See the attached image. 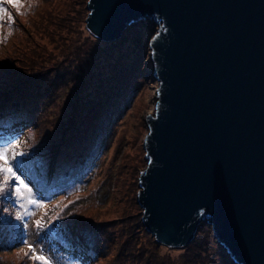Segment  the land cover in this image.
Listing matches in <instances>:
<instances>
[{
	"label": "water",
	"instance_id": "95a60500",
	"mask_svg": "<svg viewBox=\"0 0 264 264\" xmlns=\"http://www.w3.org/2000/svg\"><path fill=\"white\" fill-rule=\"evenodd\" d=\"M87 31L149 41L155 111L145 118L137 204L158 244L211 228L233 264H264V0H88Z\"/></svg>",
	"mask_w": 264,
	"mask_h": 264
},
{
	"label": "rangeland",
	"instance_id": "374dc122",
	"mask_svg": "<svg viewBox=\"0 0 264 264\" xmlns=\"http://www.w3.org/2000/svg\"><path fill=\"white\" fill-rule=\"evenodd\" d=\"M23 2L21 12L24 14H18L15 8L5 6L14 17L11 35L7 17L0 27V109L4 102L3 106L9 105L7 100L11 96L6 97L7 99L4 96L13 95L23 99L32 93L36 96L40 89V93L49 92L44 95L39 93L32 99L30 111L33 109L31 112L34 114L31 121L35 125L22 130L18 138L22 149L27 152V156L21 159L26 162L24 171L32 177L34 188L39 186L41 180L46 179L51 164L60 171L61 161H65L67 168L60 173L63 188L55 191L49 199H40L45 208L33 209L35 215L28 220L27 230L14 220L17 209L11 194L0 197V211L6 215L4 220H0V264H33L29 256L25 255L28 248L21 243L25 239L43 247L55 258L57 264H128L124 254H118L122 247L131 264H154L150 259L153 255L156 264H233L221 252L211 228L205 223L204 229L200 232L197 230L187 246L178 249L158 244L143 226V210L137 204V193L139 175L147 163L143 148L148 134L145 118L155 111L158 87L152 77L149 49V41L155 34L157 25L153 22L135 23L124 31L122 36L127 35L122 40L100 42L98 39V45L94 41L97 38L85 26L89 12L86 7L88 0ZM132 41L145 47L143 59L137 67L129 56ZM100 48L103 49L104 58L108 57L103 64L104 69H109V72L100 74L106 84L110 82L106 85L108 90L117 87L113 78L121 72L124 79L132 66L138 68V74L135 75L137 78L131 80L132 86L126 90L118 107L104 106L105 99L115 102L107 92L100 98L88 93L85 94L86 102H90L78 111L75 108L76 98L82 95L81 89L85 90L91 81H95L94 75L99 70L89 73L87 80H83V85L80 72ZM28 57L33 59L36 66L26 61ZM63 58L70 62L64 64V61L62 64L69 68L76 67L80 71H77V77L73 76L72 80L64 79L68 74L74 75L69 73V68L64 67L62 72H52L40 82H31L35 89H27L25 86L15 88L23 79H28L25 77L26 66H34L29 70L33 73L37 69L51 68ZM11 60L15 63L14 71H11ZM4 68H9L6 74L2 73ZM85 69L86 72L89 71L86 67ZM55 73L66 75L60 78ZM16 74H22V78L15 82ZM56 87L63 89L60 97L53 92ZM6 92L8 93L5 94ZM5 112L10 113V110L6 109ZM87 113L100 125L108 124L109 127L99 151L93 145L98 143L97 136L100 132L95 129L93 120L86 117ZM101 128L105 129V126ZM79 137L83 140L81 148ZM3 145L0 142V146ZM69 152L71 153L68 155ZM134 160H142L143 164ZM135 165L139 167L136 169ZM61 208L64 209L63 218L51 223L50 230L37 232L35 220L50 222ZM2 225L5 226L3 232ZM107 232L110 234L108 237L104 236ZM83 233H94L99 237L94 239L99 246L91 258L93 260L86 263L80 258L71 257L64 247L68 242L76 244Z\"/></svg>",
	"mask_w": 264,
	"mask_h": 264
},
{
	"label": "trees",
	"instance_id": "16d2710c",
	"mask_svg": "<svg viewBox=\"0 0 264 264\" xmlns=\"http://www.w3.org/2000/svg\"><path fill=\"white\" fill-rule=\"evenodd\" d=\"M143 23L144 24H151L152 22H150L149 20L139 22V24H143ZM126 35L121 36L120 37L121 40L123 39V37H126ZM96 40H94V41L99 45L100 44L98 42L99 40L98 39H96ZM100 42H101V40H100ZM132 42L133 43H131L130 52H129V56L131 58L130 57L129 58L131 60H133V64L137 67V66H140V62L143 59L145 47L139 42H136V41L135 42L132 41ZM110 44H112V43H110ZM122 54L123 53H121V55ZM104 55L105 54L103 53V49H101V48L99 50H97L92 55L91 60L89 62L85 63V67L87 69H89L88 72H86L85 67L83 68L82 72L78 71V69L76 67H73V66H72L73 68L67 67V65H64V64H66L67 62H70V61L68 60L66 62L65 61L66 58H63L57 65L52 66L51 68L42 69V70L37 69V70L33 71V73L29 72V70L34 68V66H26L27 69L25 70L26 71L25 77H28V79H26V80L23 79L21 82H19L17 85H15V88L20 86V89H21V87L25 86L27 89H29V88L35 89V87H33L31 85V82L32 83L40 82V80L50 76L52 72H57V71L62 72L64 67L69 68L68 69V70H70L69 73H74V75L68 74L67 78H64V79L72 80L73 79L72 77L73 76L77 77V73L80 72V73H82L81 77H82V85H83V82H84L83 80H87L86 77L88 76L89 73H93V72L99 70L97 72V75H94L95 81H91V79L88 78L91 81L90 84L88 85V87L85 90L81 89L82 95L79 98H76L77 103H76L75 108L79 111L82 108H84L90 102V100H88L86 102L87 97H85V94H88V93L92 94L93 93L92 96L100 98V97L105 96L106 92H107L106 94H109L111 96V98L114 99L115 102H111V100L108 101L107 99H105L106 103L104 106L115 105L116 107H118L117 104L121 103L122 97L125 96V93L132 86L131 80L133 78H137V77H135V75L138 74V68H134L133 66L130 67L131 70L126 75V77H124V79L122 77L123 74H121V72H119L118 76H115L113 78L114 85L117 87L108 90L106 85H108L110 82H108L106 84L103 81V80H105L104 77H100V74L104 75L107 72H109L108 71L109 69L108 70L104 69L105 65L103 64V61L108 58V57L104 58ZM34 59H36V58H34ZM32 60L33 59H29V57H28V59H26V61L29 64H34L36 66V63L32 62ZM63 62H64V64H62ZM9 63L11 64V71H14L15 66H13V64H15V63L13 62V60H11ZM62 65H64V66H62ZM8 70H9V68H4V72H2V73L6 74L8 72ZM55 74L57 76H59L60 78L66 75V74H60V73H59V75L57 73H55ZM21 75L16 74V76L14 77V81L15 82L19 81L22 78ZM110 78L111 77L108 74V79H110ZM91 84H92V86H90ZM81 88H82V86H81ZM13 90L16 92V89H13ZM40 91H41V89L38 90V93L36 96L34 93H32L29 96H27V95L24 96L23 99L18 98L17 96H13V95L4 96V98H6V97L8 98L9 96H11V97L7 100L9 105L3 106V104L5 102L1 104V109H0V140H1L0 142H1V144L10 143L13 140L18 139L20 137V134L22 133V130H24L25 128L26 129L29 128L31 125H33V126L35 125L34 121H31V118L33 117L34 113L31 112L33 109H31V111H30V107H31L32 99H35L38 96V94L40 93ZM87 91H89V92H87ZM53 92L58 97H60L63 94V89H61L60 87H56V88H53ZM7 93L8 92H6L5 94H7ZM48 93L49 92H47V91L44 92V94H48ZM40 94L44 95L43 92H41ZM14 97H15V99H14ZM27 99L30 101H27ZM6 109H9L10 113H12V114H10L9 112H5ZM17 110H19V113H16ZM85 115H86V117L89 116L88 113ZM6 116L9 118H5ZM89 118H91L93 120V117L89 116ZM93 125H94L95 129H99L98 132H100V135L97 136L98 137V143L93 145L94 149L96 148V151H99L103 146L104 139L108 135L109 127L107 126L108 124L100 125L95 120H93ZM102 126H105V129H102L101 128ZM79 138H80L79 144H80V148H81L83 146V143H82L83 140L81 139V137H79ZM71 146H72V144H71ZM74 151H72V152H74ZM70 153L71 152H69L68 155ZM96 155H95L94 159L96 158ZM72 156L73 155H71V157ZM56 158H58V156ZM134 162H138V163L143 164L142 160H140V161L134 160ZM61 163H62V169L60 171H57V168L52 167V164H51L50 170L48 172L46 171L48 173V175L46 176V179L41 180V182L39 183V186L35 187L37 197L39 199H41V200L49 199L52 197V195L55 191H57L60 188H63L64 182H63V177H61L60 173L64 170V168H67V165H65V161H61ZM91 167H88V169ZM134 167H136V169H137L139 166L135 165ZM44 169H45V167H44ZM106 191H107V189H106ZM106 191H103V193H105ZM5 217H6V215L4 213H1V211H0V220H4ZM204 226L205 225L203 223H201L199 225L198 232L203 230ZM4 228H5V226L2 225L1 232H3ZM104 236L108 237V236H110V234L107 232V233H105ZM95 238H99L97 234L94 235V233H83L81 238L77 239L76 244H71L68 242V245L64 246V247L68 250V253H70L71 257L80 258L81 261H85V263H86L91 258L94 257L93 256L94 252L96 251V249L99 246L98 241L95 240V242H94ZM3 240H6V239H3ZM1 242L2 241H0V243ZM87 242H90V245H87ZM221 252L226 254L222 250H221ZM122 253L124 254L123 256H125V260L128 261V264H131V263H129V258H128L129 256L127 255V252L124 250L123 247L121 248V250L119 249V251H118V254L122 255ZM153 258H155V255H153L152 258H150V259H151V262L153 261V263L156 264L155 259H153ZM91 260H93V259H91ZM116 264H118V263L116 262ZM157 264H163V262L157 263Z\"/></svg>",
	"mask_w": 264,
	"mask_h": 264
},
{
	"label": "snow or ice",
	"instance_id": "6c2138e0",
	"mask_svg": "<svg viewBox=\"0 0 264 264\" xmlns=\"http://www.w3.org/2000/svg\"><path fill=\"white\" fill-rule=\"evenodd\" d=\"M5 6L15 8L18 14H24L21 12V9L24 7V2L23 0H0V27L3 26L5 17H7L10 29L9 35H11L14 17L11 15L8 7ZM25 156H27V152L22 149L19 139L0 146V197L8 195L9 193L11 194L17 209L14 220L27 230L28 220L35 215L33 209H43L45 208V204L37 198L32 177L25 174L24 165L26 162L21 159ZM63 215L64 209L61 208L50 222H45L43 219L35 220L37 232L50 230L51 223L62 219ZM21 243L28 248V252L25 255L29 256L33 264H57L55 258L43 247H38L35 242L29 243L25 239Z\"/></svg>",
	"mask_w": 264,
	"mask_h": 264
}]
</instances>
